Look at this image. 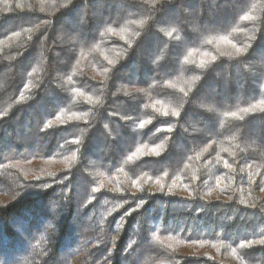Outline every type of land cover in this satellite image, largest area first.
<instances>
[{
	"label": "trees",
	"instance_id": "1",
	"mask_svg": "<svg viewBox=\"0 0 264 264\" xmlns=\"http://www.w3.org/2000/svg\"><path fill=\"white\" fill-rule=\"evenodd\" d=\"M0 264H264V0H0Z\"/></svg>",
	"mask_w": 264,
	"mask_h": 264
}]
</instances>
